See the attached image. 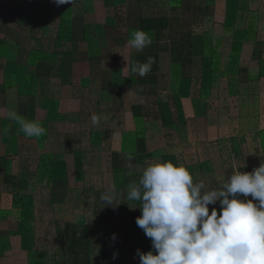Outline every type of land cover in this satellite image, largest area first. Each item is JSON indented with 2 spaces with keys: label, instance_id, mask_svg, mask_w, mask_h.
Here are the masks:
<instances>
[{
  "label": "crops",
  "instance_id": "0c3cea01",
  "mask_svg": "<svg viewBox=\"0 0 264 264\" xmlns=\"http://www.w3.org/2000/svg\"><path fill=\"white\" fill-rule=\"evenodd\" d=\"M176 2L0 0V264H140L155 249L122 194L146 166L182 164L206 191L264 163V0ZM148 57L144 77L126 67Z\"/></svg>",
  "mask_w": 264,
  "mask_h": 264
},
{
  "label": "clouds",
  "instance_id": "9594fccd",
  "mask_svg": "<svg viewBox=\"0 0 264 264\" xmlns=\"http://www.w3.org/2000/svg\"><path fill=\"white\" fill-rule=\"evenodd\" d=\"M69 2L54 0L57 6ZM169 6L178 7V0ZM151 43L149 33L136 29L127 46L139 52ZM153 63L155 58L148 57L146 62L127 61L126 67L144 77ZM6 116L25 137L39 138L46 133L40 121L28 120L14 108ZM102 118L107 115L93 113L92 125ZM7 131L0 129V133ZM126 158L131 161L133 156L128 153ZM203 189L205 181L194 183L184 165L161 160L146 166L138 181L128 185L122 196L139 202L141 215L135 223L150 238L156 253L137 250L140 264H264V163L251 172L235 171L217 188ZM116 196L112 184L99 199L111 206L116 205ZM249 196L252 199H243ZM217 202L219 214L216 207L209 212V205Z\"/></svg>",
  "mask_w": 264,
  "mask_h": 264
}]
</instances>
